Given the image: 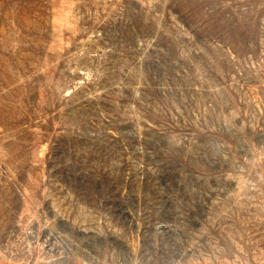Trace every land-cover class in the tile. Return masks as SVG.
Returning <instances> with one entry per match:
<instances>
[{
	"label": "rangeland",
	"instance_id": "1",
	"mask_svg": "<svg viewBox=\"0 0 264 264\" xmlns=\"http://www.w3.org/2000/svg\"><path fill=\"white\" fill-rule=\"evenodd\" d=\"M0 264H264V0H0Z\"/></svg>",
	"mask_w": 264,
	"mask_h": 264
},
{
	"label": "built area",
	"instance_id": "2",
	"mask_svg": "<svg viewBox=\"0 0 264 264\" xmlns=\"http://www.w3.org/2000/svg\"><path fill=\"white\" fill-rule=\"evenodd\" d=\"M21 224H18L17 227H15L8 235L7 237V242L5 244V247H9V244L12 240H16V241H20L22 238L20 237L21 234L24 238V240L27 241V244L31 243V241L37 240L38 236H37V230L33 227H28L26 228L23 232H19L18 230H15L16 228H19ZM15 230V231H14ZM5 249V248H4Z\"/></svg>",
	"mask_w": 264,
	"mask_h": 264
}]
</instances>
